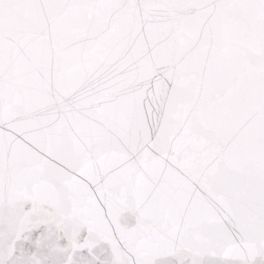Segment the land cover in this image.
<instances>
[{
	"label": "snow or ice",
	"instance_id": "snow-or-ice-1",
	"mask_svg": "<svg viewBox=\"0 0 264 264\" xmlns=\"http://www.w3.org/2000/svg\"><path fill=\"white\" fill-rule=\"evenodd\" d=\"M0 264H264V0H0Z\"/></svg>",
	"mask_w": 264,
	"mask_h": 264
}]
</instances>
